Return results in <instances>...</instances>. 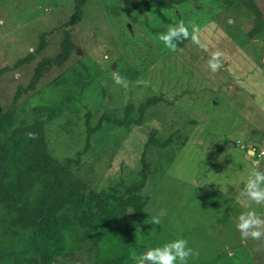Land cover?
I'll list each match as a JSON object with an SVG mask.
<instances>
[{
	"label": "rangeland",
	"instance_id": "1",
	"mask_svg": "<svg viewBox=\"0 0 264 264\" xmlns=\"http://www.w3.org/2000/svg\"><path fill=\"white\" fill-rule=\"evenodd\" d=\"M73 4L0 0V69L9 67L0 79L4 105L19 85L28 84L40 61L60 51ZM255 9L264 20V0H201L145 13L120 0H89L81 21L70 28L68 61L49 68L18 97L19 119L43 120L57 160H78L73 170L88 189L137 211L122 227L135 263L149 248L172 240V232L190 238L188 264L220 259L242 240L236 223L249 202L241 195V178L255 170L253 160L264 171V29L247 35L258 20ZM180 20L199 25L200 44L181 40L170 50L158 35ZM216 51L225 65L212 73L207 61ZM29 53L34 60L15 68ZM149 99L155 102L147 104ZM144 164L147 179L140 188ZM257 207L264 218V204ZM7 212L0 204V230L13 233L18 227ZM138 229L143 244L137 243ZM242 241L264 262V238ZM1 263L14 260L7 255Z\"/></svg>",
	"mask_w": 264,
	"mask_h": 264
},
{
	"label": "trees",
	"instance_id": "2",
	"mask_svg": "<svg viewBox=\"0 0 264 264\" xmlns=\"http://www.w3.org/2000/svg\"><path fill=\"white\" fill-rule=\"evenodd\" d=\"M88 1L74 0L73 11L62 31L60 51L36 65L28 84L17 87L9 105L0 100V204L7 206V215L14 218L12 224L18 227L13 233L0 230V264L7 255H11L14 264H87V259L89 264H136L122 227L137 211L120 209L106 195L88 189L73 170L78 160L67 158L61 162L50 152L43 120L21 121L15 108L18 97L34 89L49 68L68 61L73 50L70 28L81 21ZM120 1L145 13L154 7L170 9L201 0ZM215 1L230 5L238 0ZM254 15L258 20L253 21L249 37L264 29L258 9ZM41 48L39 45L36 53ZM34 56L29 53L17 60L14 67L31 63ZM8 70L9 67L0 69V79ZM154 102L149 99L147 104ZM147 104L141 106V112ZM135 123L140 124L141 119ZM97 128L99 125L88 130L87 140ZM147 170L148 165L144 164L140 188L147 179ZM1 237L10 243L8 248H4Z\"/></svg>",
	"mask_w": 264,
	"mask_h": 264
},
{
	"label": "clouds",
	"instance_id": "3",
	"mask_svg": "<svg viewBox=\"0 0 264 264\" xmlns=\"http://www.w3.org/2000/svg\"><path fill=\"white\" fill-rule=\"evenodd\" d=\"M158 39L170 50H175L176 42L181 40L190 39L194 44L199 45L200 27L194 22L185 24L183 20H180L177 24L169 25L165 32L158 35ZM222 55V52L216 51L209 57L207 67L210 72L217 73L223 68ZM115 83H122L119 76L115 77ZM238 163L239 160H237ZM251 163L255 170L241 178L244 185L241 195L249 204L247 209L238 216L236 223V228L244 241L264 238V218L259 214L257 207L264 204V171L258 170L256 160ZM233 167L235 168L236 165ZM225 185H228L227 181ZM153 222L159 223V217H154ZM144 239V234L138 229L137 243L143 244ZM191 255L192 249L188 246V240L178 236L160 246L149 248L135 257V260L136 264H188Z\"/></svg>",
	"mask_w": 264,
	"mask_h": 264
},
{
	"label": "crops",
	"instance_id": "4",
	"mask_svg": "<svg viewBox=\"0 0 264 264\" xmlns=\"http://www.w3.org/2000/svg\"><path fill=\"white\" fill-rule=\"evenodd\" d=\"M223 233L224 232H221L220 234V239H223L222 243L220 242V244L221 248L225 249L226 247H228V245L227 240L224 239L225 235H223ZM172 234V238L175 239L178 235V232H172ZM214 236L215 234L210 235L209 238L214 239ZM217 236L219 235L217 234ZM187 240L189 241L190 238H188ZM261 247L264 248V245H261ZM228 248L229 250L226 256L217 260L216 258L211 260L209 259L210 261L208 262V264H264V262H258V260L256 259V254L252 252V248L250 246H246V244L242 240L233 249L231 247ZM198 262L200 263V261Z\"/></svg>",
	"mask_w": 264,
	"mask_h": 264
},
{
	"label": "water",
	"instance_id": "5",
	"mask_svg": "<svg viewBox=\"0 0 264 264\" xmlns=\"http://www.w3.org/2000/svg\"><path fill=\"white\" fill-rule=\"evenodd\" d=\"M223 65H225V63H223ZM249 152H250V150H249ZM251 152H252V150H251Z\"/></svg>",
	"mask_w": 264,
	"mask_h": 264
}]
</instances>
